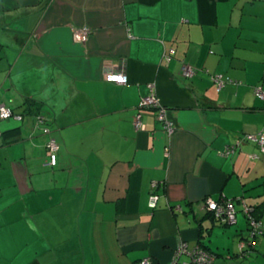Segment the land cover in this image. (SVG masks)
<instances>
[{"label":"crops","instance_id":"obj_1","mask_svg":"<svg viewBox=\"0 0 264 264\" xmlns=\"http://www.w3.org/2000/svg\"><path fill=\"white\" fill-rule=\"evenodd\" d=\"M214 73L230 80L221 90ZM259 85L264 0H0V104L23 113L0 120V264H168L181 243L212 264H264V232L239 256L249 231L236 200L264 221V153L253 140L225 153L264 134ZM151 90L170 132L137 106ZM209 198L235 199V222L215 221Z\"/></svg>","mask_w":264,"mask_h":264},{"label":"built area","instance_id":"obj_2","mask_svg":"<svg viewBox=\"0 0 264 264\" xmlns=\"http://www.w3.org/2000/svg\"><path fill=\"white\" fill-rule=\"evenodd\" d=\"M90 33V29L87 26L79 27L75 30L73 35L75 41H85ZM166 58L169 59V54H166ZM195 73V69L190 65L182 66V74L186 77H190ZM107 81L124 84L127 82V76L122 72H111L105 76ZM212 79L217 84V88L220 89L224 84V77L220 73H216L212 76ZM254 92L257 97L264 100V90L260 86L255 87ZM139 108L143 107H153L157 109L158 118L164 123L165 128L170 132L172 131V125L170 120L167 118V109L164 108L160 103L154 92L151 90V93L147 96L141 98L138 103ZM35 122L33 129H41L44 133L49 132V127L46 121L45 116L38 114L35 116ZM14 118L16 120H21L23 117L20 114H14L12 109L4 104H0V120ZM141 115L138 113L134 117V126L136 129H143L144 125L141 123ZM0 130V136H1ZM245 140H253L258 145L260 151L264 153V134L260 133L259 135L245 134L243 138L238 139L233 145H230L225 153L230 154L239 147L240 142ZM57 150L58 144L54 138H49L46 143V155L47 159L44 163V166L53 167L56 165L57 161ZM157 183L153 182L151 184V189L148 196V205L150 208H154L157 203L158 194L155 192V187ZM236 200H240L242 204L243 211L248 215V222L250 227L248 241H242L239 244L240 251L246 246H251V238L257 236L264 232V221L259 218H255L251 213L252 208L244 203V201L239 197ZM235 199L221 198L219 200L206 199L205 207L206 211H209L218 219L221 223H233L235 222ZM176 210H180V206H175ZM186 254L188 256L187 260H181L180 255ZM214 259L213 254L204 249L201 246H195L192 249H187L184 243L178 245L176 249V254L174 258L168 264H212ZM139 264H151L149 257H144L139 261Z\"/></svg>","mask_w":264,"mask_h":264},{"label":"trees","instance_id":"obj_3","mask_svg":"<svg viewBox=\"0 0 264 264\" xmlns=\"http://www.w3.org/2000/svg\"><path fill=\"white\" fill-rule=\"evenodd\" d=\"M214 74H216V73H214ZM214 74H212L211 75V79H212V76L214 75ZM221 74V73H220ZM223 75V74H222ZM223 77H224V84H223V86L220 88V89H218L217 88V84H216V82H214L215 83V85H216V88H217V90H221L223 87H224V85L227 83V82H229L230 80H229V78L228 77H225L224 75H223ZM213 80V79H212ZM214 81V80H213ZM261 88H262V86L261 85H259ZM255 87H257V86H255ZM255 87H254V89H255ZM262 90H264V88H262ZM255 93V92H254ZM141 100V99H140ZM30 104H32V103H30ZM138 106V105H137ZM14 113V112H13ZM14 114H20V115H22V117H23V113H14ZM38 114H41L40 112H36L34 115L36 116V115H38ZM41 115H43V114H41ZM43 116H45V115H43ZM36 118V117H35ZM45 118H46V116H45ZM46 121H48V119L46 118ZM47 124H48V122H47ZM34 125V124H33ZM50 129V128H49ZM35 130H38V131H40L41 133H44L41 129H39V128H37V129H35ZM1 135H2V133H1ZM245 135V134H244ZM244 135H240L239 137H238V139H241V138H243V136ZM243 140H245V139H243ZM242 140V141H243ZM230 146V145H229ZM259 148V147H258ZM239 202H240V200H238ZM237 201V202H238ZM241 203V202H240ZM236 204V200H235V202H234V205ZM249 206V205H248ZM251 208H252V210H251V213L254 215V217L255 218H259L261 215L259 214V212L257 211L258 209L255 207H252V206H250ZM235 210H236V208H235ZM242 210H243V208H242ZM244 212V211H243ZM210 215H211V217L215 220V221H217V222H219V223H221L218 219H216L215 217H214V215L212 214V213H210ZM244 215H245V217H246V220H247V225H248V231L250 232V227H249V222H248V215L244 212ZM222 224H226V223H222ZM255 237L256 236H254V237H252L251 238V243H252V245L251 246H246L244 249H243V251H240V249H239V256H241V257H243V256H246V255H248L251 251H252V247H253V241H254V239H255ZM250 239V237H249V234H248V238L246 239L247 241Z\"/></svg>","mask_w":264,"mask_h":264},{"label":"rangeland","instance_id":"obj_4","mask_svg":"<svg viewBox=\"0 0 264 264\" xmlns=\"http://www.w3.org/2000/svg\"><path fill=\"white\" fill-rule=\"evenodd\" d=\"M34 120H35V117H34Z\"/></svg>","mask_w":264,"mask_h":264}]
</instances>
